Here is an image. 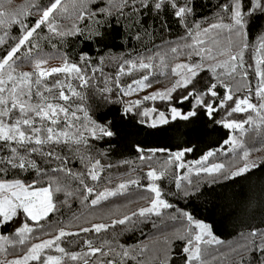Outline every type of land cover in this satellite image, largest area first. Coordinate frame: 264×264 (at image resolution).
<instances>
[{"label": "snow or ice", "instance_id": "1", "mask_svg": "<svg viewBox=\"0 0 264 264\" xmlns=\"http://www.w3.org/2000/svg\"><path fill=\"white\" fill-rule=\"evenodd\" d=\"M5 2L10 0H0V47L9 38L13 42L0 52V229L9 224L13 228L9 234L0 232V264H207V246L222 241L213 235L210 225L164 199L158 182L173 177L175 191L170 190L169 194L191 202L204 194L199 180L193 181V174L215 183L220 178L242 176L258 166L249 159L244 137L251 129L249 139H255L257 130L264 129V0H217L215 5L211 0L207 4L204 0H48L47 4L28 0L16 11L4 10ZM202 7L211 8L212 19L199 15L198 8ZM29 17H35L34 21L29 23ZM67 18L74 20L70 28L61 23ZM122 21L128 30H135L137 40L141 34L171 32L172 22L183 29L174 43L164 40L162 46H153L156 51L146 50L135 58L118 61L116 88L125 96L150 88L154 75L172 80L170 87L124 103L122 119L134 114L140 117V125L157 129L177 119L188 121L201 109L209 119L222 109L225 116L249 115L240 121L215 120L233 134L220 148L209 150L194 161L185 160L193 152L192 147L172 151L136 144L137 159L148 169L143 174L148 183L141 185L137 177L99 190L95 182L113 165H103L96 158L94 153L101 157L106 153L97 150L94 142L115 137L117 132L112 120L92 119L82 105L72 102L74 97L83 99L72 81H77L80 88L92 86L96 74L103 72L105 57L101 55L98 65H94L89 53L81 51L78 62H73L66 53L44 52L39 41L80 36L86 43L100 46L109 38L113 23L124 27ZM13 26L18 28V35L9 37ZM253 28L260 30L258 43L250 44L248 36ZM42 30H46L43 36ZM249 51L252 55L246 61L245 53ZM54 56L61 58L62 64L45 67ZM181 56L186 59L173 65L172 61ZM23 65L32 70L20 71ZM135 71L144 74L126 89L121 88L119 76ZM57 74L64 79L49 83ZM109 79L105 77V85ZM219 88L224 89L223 95ZM112 92L107 86L99 89L105 103L111 102ZM157 99L169 102L166 110L153 107L134 112L143 102ZM172 101L180 105L188 102L191 107L183 111ZM229 152L234 154L232 161L210 162V158ZM157 153L166 154L167 159L156 160ZM70 157L78 158L84 170L73 172L68 167ZM89 180L94 183L89 184ZM71 182H77V186L73 188ZM132 187H144L152 194L147 206L111 219L110 223H90L85 218L84 224H78L83 214L78 216L75 212L68 225L58 220L54 232L46 231L41 223L62 213V208L71 210L72 201H78L81 208L95 209L113 197L126 195ZM58 194L63 199H57ZM167 209L174 212L166 213ZM152 217L161 218V223L166 218L182 227L165 234L153 221L152 227L161 231L163 239L157 241L159 247L147 257V246H125L103 238L97 246L91 238L66 239L82 234L99 236L117 226L127 229L151 221ZM42 235L49 238L41 239ZM177 241L181 242L178 247ZM65 244L80 250H70ZM9 249L23 254L8 260ZM231 251L240 257L236 264H264V228L253 227L242 233Z\"/></svg>", "mask_w": 264, "mask_h": 264}, {"label": "trees", "instance_id": "2", "mask_svg": "<svg viewBox=\"0 0 264 264\" xmlns=\"http://www.w3.org/2000/svg\"><path fill=\"white\" fill-rule=\"evenodd\" d=\"M27 2L28 0H10V2H5L3 7L6 11H16ZM40 2L42 4H47L48 0H40ZM197 2L199 3L200 0H197ZM216 2L217 0H211L212 5H215ZM204 3L207 4L208 0H204ZM198 12L199 15L207 16L209 19H212L210 7L198 8ZM34 19L35 17H29L28 22L31 23ZM73 22L74 20L72 18L63 19L61 21L63 25L69 28L72 26ZM85 23L88 22L85 21ZM122 23L124 27L113 23L109 38L100 46L86 43L80 36H68L63 40L60 38H53L51 42L45 39L39 41L44 52L66 53L68 59L73 62H78L79 53L81 51L89 53L94 65H98L101 55L105 57V62L101 66L103 72L96 74V78L92 81V86L80 88L77 81H72L73 86L77 91L81 92L83 96V99L74 97L72 102L82 105L88 111L92 119L98 121L104 119L112 120L113 130L117 132V136L115 137L94 142V147L97 150L106 153L103 157L94 153L96 158L101 159V164L103 165H113V167L105 169L99 182H95V187L99 190H103L105 187H113L122 180L130 178L134 179L139 177L141 185H146L148 183L143 176L148 169L147 167L141 166L140 161L137 159V153L135 152L136 144H140L145 148H166L172 151L185 147H192L194 149L193 152L187 154L185 160L194 161L207 151L220 148L223 141L228 139L229 135L233 134L231 130L225 129L222 125L215 123V120L228 119L240 121L246 119L249 115V113H233L231 116H225V110L222 109L214 113L212 119H209L204 114V110L201 109L198 111L196 117L188 121L177 119L157 129H151L147 126L140 125L137 122L140 117L134 114L122 119L120 117V111L124 103L142 99L144 95L170 87L172 80L164 76L154 75L151 77L152 86L150 88H146L143 91H134L130 95L125 96L119 88H116L115 78L118 74V61L121 58H135L137 53H145L146 50L156 51L153 46H162L164 40H169L174 43L178 33L183 32L182 28H179L175 22H172L171 32L161 33L156 31L153 35L141 34V39L137 40L135 38V30H128L126 23L123 21ZM82 26L83 25H81V27ZM259 31L260 30L256 28L250 30L248 36L250 44L258 43L257 35ZM45 34L46 30H42L41 35L43 36ZM15 35H18V28L13 26L9 32V37ZM12 42L13 41L9 38L7 43L3 47H0V52H3L4 48H7ZM251 55V51L246 52L245 60L248 61ZM110 57H116L117 59H109ZM52 59L62 64L61 58L54 56L49 60ZM185 59L186 57L181 56L173 60L172 64L174 65L178 63V61L183 62ZM31 70V66L29 65H23L20 68V71ZM143 74V72L135 71L132 75L125 74L119 76L121 88L126 89L128 84H131L134 79H139ZM203 75H205L206 78L208 76L207 73ZM105 77L110 78L107 85H105L104 82ZM55 79H64V77L62 74H57L50 78L49 83ZM157 80L159 83L156 82ZM105 86L113 89L110 97L111 102L108 103H105L99 95V89ZM133 87H135V85ZM218 91L223 95V88H219ZM177 94L178 93H174L173 95L175 96ZM243 94L244 93H240L239 95ZM253 102H257L255 98H253ZM171 104L183 111H187L191 107L188 102L180 105L172 101ZM168 106L169 102L167 101H161L159 99L155 101L150 100L143 102L141 108L134 110V112L142 111L144 108L151 109L153 107L159 110H166ZM78 115L82 117L83 113H78ZM154 115L155 114H153V116ZM236 135L239 134L236 133ZM251 135L252 132L250 129L249 135L244 137L246 141L245 148L250 151L249 159L255 161L258 166L242 176L233 179L220 178L215 183L209 182L210 178L208 177L202 176L197 178L193 174V181L196 182L199 180L200 189L204 194L198 198H193L191 202L179 197H173L169 194L170 190L175 191L173 177L169 176L158 182L164 191V199L174 203L176 207L188 211L195 219L210 225L213 235L222 241L219 245L213 244L207 246L210 253L207 257V264H236V261H238L240 257L236 256L231 251V248L241 240V234H246L253 227L264 228V129L257 130L255 139H249ZM233 156L234 154L231 152L227 154H218L210 158V162L228 163L233 160ZM70 159L71 163L68 167H70L73 172H81L84 170L78 158L70 157ZM166 159V154L157 153L156 160L164 161ZM125 160L130 161V163H122ZM88 183L93 184L94 182L89 180ZM71 186L73 188L76 187L77 182H71ZM151 195L152 194L144 187H132L126 195L113 197L109 201L103 202L95 209L81 208L78 206V201H72L73 208L71 210L62 208V213H57L51 216L47 222L42 221L41 223L44 224L46 231L54 232L58 226V220L61 221L63 225H68L72 212H75L78 216L83 214L82 219L77 222L78 224H84L85 218L90 223H110L111 219L129 214L131 211L137 210L140 207L147 206V198L151 197ZM57 199H63V195L58 194ZM164 211L169 214L174 212L173 209ZM153 221L159 225L160 229L164 230L165 234L170 232L174 227H182L181 224L168 221L166 218L161 223V218L152 217L151 221L140 223L127 229L125 226H117L116 228H110L108 233H101L99 236L95 234H82L80 237H69L66 239L82 241L85 238H91L97 242V246H99V241L102 238L112 239L114 242L125 246H147L149 250L145 254L147 257L151 255L153 249L159 247L157 241L163 239L161 231L152 227ZM12 228L13 225L9 224L5 228L0 229V232L9 234ZM72 230H75V228ZM47 238L49 237L46 235L41 236V239ZM32 242L39 241L34 240ZM2 243L3 242H0V244ZM180 244L181 242L177 241L175 246L178 247ZM65 246L69 247L70 250H80L75 245L70 246L65 244ZM22 254L23 253L19 250L12 252L11 249H9V254L6 256V259H15L18 255ZM0 258H2V255H0ZM128 264H135V262L129 261Z\"/></svg>", "mask_w": 264, "mask_h": 264}, {"label": "rangeland", "instance_id": "3", "mask_svg": "<svg viewBox=\"0 0 264 264\" xmlns=\"http://www.w3.org/2000/svg\"><path fill=\"white\" fill-rule=\"evenodd\" d=\"M179 62H182V61H178V63ZM61 64H59L55 59L53 60H49L48 61V64L47 65H45V67H47V68H51V67H58V66H60Z\"/></svg>", "mask_w": 264, "mask_h": 264}]
</instances>
